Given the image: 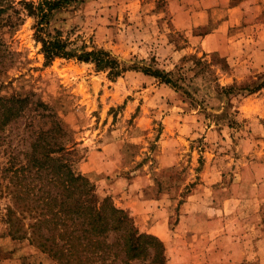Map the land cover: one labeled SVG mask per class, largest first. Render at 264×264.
<instances>
[{
  "label": "rangeland",
  "instance_id": "rangeland-1",
  "mask_svg": "<svg viewBox=\"0 0 264 264\" xmlns=\"http://www.w3.org/2000/svg\"><path fill=\"white\" fill-rule=\"evenodd\" d=\"M20 1L0 0L7 8L0 15V95L29 92L50 104L74 132L67 145L74 170L96 184L101 199L110 195L132 210L139 230L159 237L166 254V241L188 239L181 206L193 191L204 192L203 184L217 191L218 210L208 212L207 203L191 210L198 249L220 264H264V87L239 89L264 78V0L247 2L231 19L227 0H79L51 15L53 32L109 50L127 65L183 77L179 89L137 70L111 79L75 59L45 64L35 17ZM223 19L229 21L218 34ZM4 109L0 264H60L42 246L56 237V218L42 201L46 190L56 192V177L27 166L44 118L29 110L3 123ZM136 185L146 186L147 199L163 196L144 205L142 223L133 208ZM197 258L204 254L186 263Z\"/></svg>",
  "mask_w": 264,
  "mask_h": 264
},
{
  "label": "trees",
  "instance_id": "trees-1",
  "mask_svg": "<svg viewBox=\"0 0 264 264\" xmlns=\"http://www.w3.org/2000/svg\"><path fill=\"white\" fill-rule=\"evenodd\" d=\"M78 1H20L28 14L35 17L34 38L41 44L45 64L57 58L75 59L94 64L97 71H108L111 79L128 70H137L176 89L182 88L179 81L183 77L176 80L171 72L153 66L127 65L109 50L97 47L89 49L84 43L78 45L76 39L65 37L64 31L58 28L53 32L50 29L53 12ZM6 9L1 7L0 15ZM18 24L21 23L10 26L14 28ZM262 87L264 78L253 87L239 89L252 93ZM2 107H5L3 123L25 117L29 110L39 111L42 115L36 116L44 118L32 142L27 165L31 170L56 177V192L46 190L42 198L47 210L53 212L52 216L56 218V237L50 235L44 239L43 248L53 251L60 264H168L164 242L153 234L141 232L132 210L117 205L110 195L101 199L96 184L88 176L74 170L72 150L67 146L73 142L74 132L62 116L56 115L50 104L40 98L35 99L33 93L14 92L9 96L0 95ZM47 111L50 113L46 114ZM32 118L34 116L31 117V126L34 123ZM20 169H25V166L16 167L15 172H20ZM49 184H53V181Z\"/></svg>",
  "mask_w": 264,
  "mask_h": 264
},
{
  "label": "crops",
  "instance_id": "crops-1",
  "mask_svg": "<svg viewBox=\"0 0 264 264\" xmlns=\"http://www.w3.org/2000/svg\"><path fill=\"white\" fill-rule=\"evenodd\" d=\"M250 1L251 0H241L238 4L230 6L229 5L230 0H227L226 6L228 7V12H230L229 13V19H231V17H232L231 14L242 9V6L244 4H246L247 2H250ZM219 4L220 3L218 2V5ZM229 19L228 20L223 19L220 22V24L218 26V34H219V30H221V28L224 27V24L226 22H228ZM138 182H139V179H136V184ZM128 185L130 187H132L134 184H132V182H131V183H128ZM144 186L145 185L141 186L140 188H137V185H136L137 190L132 191L133 193H135V195L138 196V199L135 200V202H134L133 208H134V212L137 216L136 218L138 220H140L141 223L143 222L142 218L146 219L148 217V210H143L144 205L150 204V203H152V201L159 204L160 203L159 199L163 198V196H159L158 198L156 197L155 199H150V198L147 199L148 197L145 193V190L143 189ZM202 186L205 187L206 191L204 190V192H200L199 191L200 189L193 191L192 194L190 196H188L187 200L181 206L182 210L185 212L184 218H182V223L187 221V228L186 229L188 230V232L186 233V236L188 237V239H186V240H184L183 238L182 239H171L169 241H166V239H164L166 241L169 264H187L186 260L188 259V257L189 258L192 256L198 257L202 253L204 254V259L202 261H199V258H197L198 262L197 263L195 262L194 264H220L218 262H215L212 259V257L209 256L208 252L206 253L205 250L202 251V250H200V248L198 249L197 242H195V240H197V238L192 240V237L198 235V233L195 231V233L191 234V230H193V228L192 227L190 228L189 222H190V220L194 219V216H192L191 210H193L194 208H196L197 210H201L200 208H202V206L206 203H207L206 210L208 212H210V210H213V212L218 210V203H216V201H218V195H217L218 193H216L217 191L215 190V188L213 186L210 188V189H212L211 192L208 191L209 188H207V186H204L203 184H202ZM129 190L130 189H128V191ZM208 194H210V197ZM211 198H212V201L209 202L211 200ZM215 199H216V201H215ZM194 201H198L196 205L194 204ZM210 203H212V204H210ZM156 207H158V205ZM162 209L166 211V209L163 208V206H162ZM203 214H206V213H203ZM210 220H211L210 218H208V219L206 218L202 222L204 223V222L208 221V224H212L213 220L216 221L215 218L212 219V221H210ZM206 226H208V225H206ZM199 230L202 231L201 229H199ZM145 231H154V229H150V230L146 229ZM203 232L207 233V231H203Z\"/></svg>",
  "mask_w": 264,
  "mask_h": 264
}]
</instances>
